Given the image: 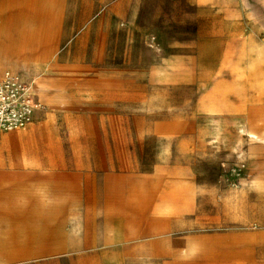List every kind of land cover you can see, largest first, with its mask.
I'll list each match as a JSON object with an SVG mask.
<instances>
[{
  "label": "rangeland",
  "instance_id": "374dc122",
  "mask_svg": "<svg viewBox=\"0 0 264 264\" xmlns=\"http://www.w3.org/2000/svg\"><path fill=\"white\" fill-rule=\"evenodd\" d=\"M149 23L161 36L147 0H0V77L88 110L73 156L116 162L86 166L119 180L72 230V264H124L127 241L128 264H264V36L228 53L190 22Z\"/></svg>",
  "mask_w": 264,
  "mask_h": 264
},
{
  "label": "crops",
  "instance_id": "0c3cea01",
  "mask_svg": "<svg viewBox=\"0 0 264 264\" xmlns=\"http://www.w3.org/2000/svg\"><path fill=\"white\" fill-rule=\"evenodd\" d=\"M151 2L148 13L147 0V37L161 36L165 27L151 21L175 22L171 27L176 31L190 22L198 34L214 38L224 46L223 52L233 53L246 51L248 37L264 36V0ZM171 3L176 8L166 12L165 5ZM181 5L192 11L179 10ZM0 51L5 55L9 50ZM15 74L31 84L36 101L48 95V87L40 86L35 77ZM78 116L87 118L88 110L41 108L26 129L0 132V264H72V230L87 227V213L96 211L94 198L115 189L117 174L104 181L86 167L114 164V160H89L79 151L73 156V142L78 140L73 139L71 127L82 120L70 117ZM88 198L93 200L89 203ZM119 246L128 264L132 242Z\"/></svg>",
  "mask_w": 264,
  "mask_h": 264
},
{
  "label": "built area",
  "instance_id": "2783aa9c",
  "mask_svg": "<svg viewBox=\"0 0 264 264\" xmlns=\"http://www.w3.org/2000/svg\"><path fill=\"white\" fill-rule=\"evenodd\" d=\"M42 107L34 98L31 84L13 72L3 74L0 78V132L26 129L34 113Z\"/></svg>",
  "mask_w": 264,
  "mask_h": 264
}]
</instances>
